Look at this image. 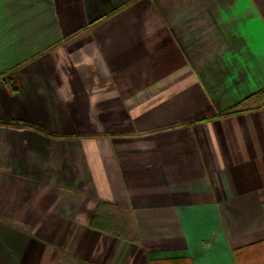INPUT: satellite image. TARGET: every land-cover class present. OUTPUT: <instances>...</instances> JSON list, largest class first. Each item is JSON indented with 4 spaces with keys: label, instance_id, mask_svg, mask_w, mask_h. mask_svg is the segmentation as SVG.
Segmentation results:
<instances>
[{
    "label": "crops",
    "instance_id": "0c3cea01",
    "mask_svg": "<svg viewBox=\"0 0 264 264\" xmlns=\"http://www.w3.org/2000/svg\"><path fill=\"white\" fill-rule=\"evenodd\" d=\"M0 264H264V0H0Z\"/></svg>",
    "mask_w": 264,
    "mask_h": 264
}]
</instances>
